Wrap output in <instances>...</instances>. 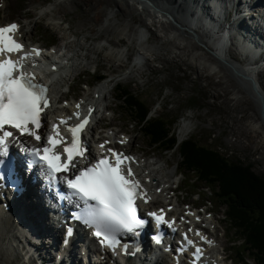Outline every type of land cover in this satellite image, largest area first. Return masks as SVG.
Here are the masks:
<instances>
[{
  "label": "rangeland",
  "instance_id": "rangeland-1",
  "mask_svg": "<svg viewBox=\"0 0 264 264\" xmlns=\"http://www.w3.org/2000/svg\"><path fill=\"white\" fill-rule=\"evenodd\" d=\"M126 1L129 7L133 6L135 9L132 13L134 19L131 20L125 15L120 16L119 24L123 27L130 23V29L122 35L124 43L116 45L113 44L117 39L115 36H112L111 43H108L107 37L100 35L98 31V24L101 20L104 21L108 14L112 15L111 20L116 19L118 14L113 3L102 0H99L98 4L104 9V15L97 20L94 17L97 1L94 0L91 3L85 0H0V22L7 20L21 22L23 37L29 42L45 45L53 37L57 39L56 46L71 56L69 60L71 65L65 72L66 78L60 84L53 83L57 84V90L65 93L67 86L70 85L71 96L80 94L84 98H89L91 95L95 96L93 93L95 86L99 85L98 89L104 91L107 97L104 100L99 98L96 100L95 97L92 99L94 98L99 108L103 105L109 107L101 111L102 125L107 127L99 134L113 132L115 129H118V133L123 131L128 133L132 142L130 148L148 154L146 158L149 161L156 160L158 165L154 168L164 180H168L170 175L172 181L174 177H179L177 164L180 156L176 149L178 146L171 145L175 150L163 151L149 145L137 124L128 121V117L132 119V114L130 112L123 114V104L115 99L123 92L124 87L138 96L147 113L153 115L152 118L162 116L168 120V136L173 134L172 137L179 141L193 137L200 143L216 145L218 151L231 159H240L245 164H250L255 173L264 177V66L258 65L257 69L249 74L255 78L258 89L255 91L256 88L252 87L255 85L254 82L252 81L251 85L247 75L241 74L237 69L244 60L229 41L225 48L228 59L222 56L218 59L212 53L210 38L207 40L206 36V38L201 36L205 31L190 32L185 28L187 32L179 23L169 25L162 16L167 14L168 17L169 13L160 11L153 5L155 1L148 4L151 7L148 9L147 6V14L141 11L142 4L133 0ZM171 1H175L176 5H182L178 3L180 0ZM162 2L164 5L169 3L159 0V4ZM240 2L244 11L247 2L246 0ZM177 10L176 14L180 18L178 20L185 24L182 19L189 14L187 6L182 11ZM262 17L264 16L259 18ZM186 27L190 28L187 24ZM200 38L205 42H201ZM216 46L217 43L214 49ZM118 50L122 53L115 54V57L109 54L110 51L116 53ZM140 55L144 56V60L139 63L134 57ZM257 60L253 61L255 65ZM100 74L106 76L101 83L91 87L84 84L89 82L91 85L93 78ZM108 78L111 79L110 82ZM115 83L118 84V91L111 89ZM195 183L192 186L187 185L186 190L179 193V199L198 206L199 198H202L201 202H204V205L210 209L211 205L214 206L215 220L209 231L219 242L216 247L219 253H216L225 256L227 261L231 262L229 258L232 254V244L240 241L234 242L235 234L222 215L224 207L219 209L213 205V200L210 205L209 201H206L210 200L209 190L201 187V183ZM192 192L196 194L192 195ZM2 237L0 245L4 247L3 251L8 247L12 259L6 260L1 255L2 261H6L7 264H24L20 257L22 250L19 248L14 251L10 245L11 242L15 244V241L19 244L23 242L15 237L10 239V242L6 235ZM237 246L234 248V258ZM30 264L35 263L32 261ZM248 264L254 263L249 260Z\"/></svg>",
  "mask_w": 264,
  "mask_h": 264
},
{
  "label": "snow or ice",
  "instance_id": "snow-or-ice-1",
  "mask_svg": "<svg viewBox=\"0 0 264 264\" xmlns=\"http://www.w3.org/2000/svg\"><path fill=\"white\" fill-rule=\"evenodd\" d=\"M16 29L15 23L0 27V53L5 55V59L0 60V157L8 156L9 140L15 139V132L5 130V126L41 142L43 147H21L31 157L26 162V168L31 169L39 163L46 186L50 190H54L57 183L65 185L64 192H55L56 201L63 202L57 203L56 207L63 210L66 203L72 209L71 219L88 229L100 246L115 254L117 245L120 244L118 237L135 234L144 224V220L138 218L136 204V198H143L144 192L140 189L139 182L131 179V169L125 170L123 167L129 158L112 148L107 149L111 159L105 154L99 158L92 156L91 161L94 162L84 166L77 162V158L89 159L85 144L81 142V135L90 123L88 115L81 118L79 112L74 113L79 122L68 127L71 134L69 143H62L55 123L51 126L53 134L47 135L46 143L44 142L43 133L38 134L37 130L41 127L42 113L50 107L49 89L47 85L39 83L32 73L22 71L23 56L20 60L7 58L8 53L22 48L10 35ZM32 52L36 56L41 55L39 49L34 48ZM53 69L55 70V65ZM92 111L91 108L88 109L90 114ZM60 122L65 123L63 119ZM104 144L99 145L101 150L104 149ZM58 146H62V153ZM0 164H5V161L0 159ZM57 174H60L59 178ZM144 202L147 203V199ZM148 215L157 225L168 223L171 227V222L165 220L162 212H150ZM73 231L71 227L66 228L64 244L69 243ZM197 235L200 233L197 232ZM184 239L188 245H193V241L187 236ZM200 239L206 238L200 236ZM153 240L157 244L162 242L158 233L153 236ZM201 255V249L195 247L192 253L194 261Z\"/></svg>",
  "mask_w": 264,
  "mask_h": 264
},
{
  "label": "bare ground",
  "instance_id": "bare-ground-1",
  "mask_svg": "<svg viewBox=\"0 0 264 264\" xmlns=\"http://www.w3.org/2000/svg\"><path fill=\"white\" fill-rule=\"evenodd\" d=\"M72 1H74V0H72ZM85 1H87L88 3L92 2V0H85ZM94 1H97V4L95 5L96 10L94 13L95 20H97V18H100L104 15V9L101 7L100 4H98L99 0H94ZM105 1H107L108 3H113L117 7L118 14H117V18L115 17L116 19L111 20L112 15L108 14L104 21L101 20L100 24H98V27H99L98 31L100 32L99 34L106 36L107 37L106 41L108 43H111L110 41L112 40L111 39L112 36H115L117 38L113 42V44L116 45L118 43H122V42L124 43V38L122 35L125 34L126 30L130 29V23H127V24H125V26L122 27V24H119L118 20H119L120 16H123V15L130 17V19L133 20L134 18L132 17V13L135 9L132 8L133 6L129 7L128 6L129 4L126 0H102V2H105ZM154 1H155V3H154ZM165 1L166 2L168 1L169 3L168 4L165 3V5H164L163 2L159 4V0H133V2H135V3L142 4L141 11L144 14L148 13V12H146V8H147V6H148V9H149V7H151L150 5H148V4H150V2H152V4L154 3L153 5L157 6L160 11L163 10V11H165V13L166 12L169 13L170 16H168V17L166 16L167 14L166 15L162 14V16H164L166 18L169 25L172 23H174V24L179 23L180 27H183L184 30L187 29L190 32H194V31H201L202 32V30L205 31L204 33L201 34V36L202 37L206 36L207 40H209V38H210L211 41L209 40V43L212 45V49H213L212 51H213V53H215V56L218 59H219V56L227 58V53L225 52V47H223V46L218 47L219 43L220 44L223 43L222 38L225 37L224 34L227 33L229 42L231 43L233 48L237 51V53L242 56V59L244 60L243 64H241V65L239 64V66H237V69L241 72V74H245L247 76L251 72H254L256 70V67H255V64L253 63V61L255 60V58L259 57V55H260L259 52H264V32H263L264 31V20H260V19L257 20L256 18H254V14H256L254 12L262 13V12H264V7H262L261 5H257L256 9L254 11L251 10L252 7L249 9L246 8V10L243 11L242 9L238 8V5H241V2H240L241 0H239V2H238V0H236L237 4H235V0H193V2L191 0H188V1L187 0H180L178 3L182 4L181 6L176 5L175 1H171V0H165ZM246 1H250V0H246ZM256 3L257 2H254V4H256ZM226 5H229L231 8L234 7L236 9V13L233 16V20L231 21V23L230 22L228 23V21L226 20V17H227L228 12H229V9H225ZM165 6L167 8H165ZM186 6L189 10V14L186 15L187 16L186 18L182 19V21L185 23V24H183L181 22V20H178L180 18L176 13L178 12L177 9L182 11V10H184V8H186ZM220 9H221V11H220ZM153 13L155 14V12H153ZM141 21H142V19H141ZM186 24L190 28H187ZM228 24H230V25L228 26ZM194 27H196L197 29H195ZM222 32H223V34H222ZM142 34H144V33H142ZM199 40L201 42H205L202 38H200ZM216 43H217V46L214 49ZM118 53H122V52L120 50H118L116 53L112 52V51L109 52V54L114 56V57H115V54H118ZM47 57H48V55L44 56V58H43L44 61L46 60ZM143 58H144V56H141V55L134 57L135 61L136 62L139 61V63L144 60ZM108 60H110V59H108ZM45 63H46L45 65H49L48 62H45ZM69 65H71V64H69ZM57 66L59 67V69L57 71H55L53 73V75L52 74L51 75H52V77L57 78V79H59L60 82H62V80L66 78L65 72L68 69V66L62 65L61 63H57ZM57 74H59V75H57ZM93 79L94 80L98 79V83H101L104 80V78L102 76L101 77H94ZM254 79L251 76V81H248V82L251 85L254 82L255 85L252 87L255 89L257 84L255 83ZM93 82L94 81H92L91 83H93ZM87 83H89V82H87ZM46 85L48 86L49 90L51 89V91H48V96H49V100H50V107L48 109H46V111H45V113L47 111H50V113L47 116L43 115L42 130H48V132H46L45 137H47V135H49L50 132L53 133L52 131H50V130H52L51 126H50V129H48V124H49L48 119L50 117H52V124L55 123L56 125L60 124V126H65L66 123L60 122V119H62V118H66V120H70L72 124H75V121L78 118L76 117L74 120H72V116H73L74 112L78 109L77 105H79V107L81 106V104L78 103L77 101L72 103V101L70 100L71 95L69 94V92L66 91L65 93L64 92L60 93L56 88L57 84L54 85V84H52V82H49V83H46ZM255 91H258V89L256 88ZM97 92L99 94L98 98H100L101 94H103V97L106 98V93L102 92V90L100 88L97 90ZM59 99H61V101H59ZM93 100H94V98H93ZM59 102H60V104H58ZM86 106H87V108H84L81 106L82 109L80 111V117H83L85 115L90 114L88 112L89 108H91L93 110L92 113L90 114V117H92V115L98 109H100L98 107V104H96V101H94V102L92 101L91 103L88 102V103H86ZM263 113H264V111H263ZM90 124L91 125L88 126L87 133L89 132V130L93 126L92 122ZM92 129H93V127H92ZM66 130H63L62 132L59 133L60 137H64ZM16 134H19V133H16ZM110 135L111 134H108V136L105 135V137L99 135V137H102V139H100L97 142H103L104 139H111ZM95 139H96V137L93 136V140H95ZM18 141L21 145L28 144V143H31V144L35 143L34 142L35 140L33 141L31 138L26 137V136L18 138ZM92 152H93L92 149H90L91 155H93ZM10 153H11V156H14L17 153L18 154L17 158L21 157V154L24 158H27V159L31 158L29 155H27L25 153L20 154V152L18 150H16L14 147L11 148ZM37 165H38L39 174L41 176H43L42 172H41V166H39V163ZM125 165L129 166V162H126ZM133 165H134V163L131 164V167H133ZM156 165H157L156 161L153 162L152 166H151L150 162H146L145 164L140 166V170H137L135 173L136 174H142L145 170H147L148 173L144 174L143 178L148 177L150 179L149 185L154 190L153 193L156 196V202L153 203V205L157 206L162 202V198H165V199L168 198V196H167L168 192H166V194H164V195L162 193L164 191H167V189H168L167 187L164 186V183L165 182L174 183L175 181H172V179H171L172 176L169 178V180H164V177L159 176L158 175L159 171L155 170V168H154ZM22 173L25 175V181L29 182L28 172L22 170ZM4 174L8 175L7 173H4ZM162 184H163V187H161ZM26 187H27V190H29V193L24 195V197L19 194L17 196L18 197L17 199L20 202L14 203L16 192L10 193V195L12 196V197H10V199L5 197L3 199V201L0 200V243L3 240L2 236L6 235V238L10 242H11L10 239H14L13 237H15V239H16V237H17V238L22 239L26 244H29L28 243V241H29L28 237H25L24 235L29 236L32 234V235L38 236L40 233V234H42L41 239L45 242L46 247L49 248V250H50L52 245H49V243L54 241V240H58V238L59 239L63 238L65 235L66 228L72 227L73 224L71 223V221H68L66 224L62 223L61 220L59 219L60 217L59 216L56 217V213H53L52 209L47 205L48 200L44 199V198H48V196L46 194H39L42 187H40L37 179L34 183L31 182V189L27 185H26ZM157 189H160L161 192L156 193L155 191H157ZM31 192L36 193V194H32ZM43 200H45V201H43ZM173 203H177L176 198H174ZM7 208L9 211L7 210ZM47 208L50 210L49 216H47L48 215L47 214V211H48ZM1 209H5V212L1 211ZM12 209L14 210L15 214L11 211ZM182 210L183 209H181V211ZM173 214H175V212L172 209L171 212L169 211V215H173ZM205 218H207V217L204 216L201 219L203 220ZM202 220L197 221L196 223L201 224ZM26 223H30L34 227L35 232H32V230H31L32 227H29L28 225H26ZM211 223H213V221H211V220H210V222L207 223V224H209V227L211 226ZM151 225L152 224L149 222H144L143 227L144 228L145 227L151 228ZM180 225H181V223H180ZM19 228L23 231V233H24L23 236L21 235L22 231L18 230ZM77 228L82 229L83 231L87 230L84 226L77 227ZM149 232H151V230H149ZM155 233H156V231H155ZM158 233L160 236L163 235V238L166 237V233L163 230L159 229ZM146 234L152 237V234H149V233H146ZM192 240L195 242L198 241L199 235L193 236ZM33 242L35 243L36 247L39 246V248H42L41 244L38 242V239H34ZM58 243H59V241H58ZM176 244H177V242L173 243L172 251L179 249V246H177ZM10 245L12 246L14 251H16L19 248L22 250V253L20 256L21 259H23L24 257L30 258L31 255H33V254H31L32 252H30V248L28 246H26L27 248H25V246H23V244L18 245L17 241H15V244H13V242H11ZM30 245H31L30 247H33V244H30ZM88 245L92 249L89 248ZM211 245H213V242H211L209 244L204 243L206 250L209 251L211 249L212 251L214 250L215 252L219 253L218 248H214V246L210 247ZM87 246H88V248H87ZM77 247H78L77 251H79V253L81 254V258L75 252L70 257H66V255L63 256L62 259L64 261L56 262V264H76L79 260H81L84 264H108V263L137 264V262H132L131 259L129 261H126V262L125 261L117 262V258L115 260H105L106 256L103 257V254H101L99 256L97 251H95L94 244H93L92 240L89 238H86V240H82L77 245ZM183 247L184 246L181 245L180 249L183 250ZM65 248L66 247H64V249ZM3 249H4V247L0 245V264H7L6 261H2L3 259H2L1 255H3L6 258V260H10L11 257L9 255V249H8V247H6V251H3ZM134 249H136V251L138 252L137 256L140 258V261H142L143 258H145L146 262L144 264L150 263L149 261L153 257V253L150 250L151 248H149V249L145 248L142 251V253H140L139 247L134 248ZM60 250H61L60 247H57V246L52 247V251L58 252ZM186 253H189V252L186 251ZM112 255L119 256V253L115 252V254L112 253ZM219 256L222 258L221 254H219ZM219 256H216V257H219ZM168 257L172 258V255L169 256V254L168 255L166 254L165 257L162 256L161 261H159V259H158L155 264H168L169 262H171V259L167 260ZM184 260L185 259H182L180 261V264ZM252 260H253L254 264H256L254 258ZM46 264H48V263L46 262Z\"/></svg>",
  "mask_w": 264,
  "mask_h": 264
},
{
  "label": "trees",
  "instance_id": "trees-1",
  "mask_svg": "<svg viewBox=\"0 0 264 264\" xmlns=\"http://www.w3.org/2000/svg\"><path fill=\"white\" fill-rule=\"evenodd\" d=\"M122 90L120 100L125 111L135 113L140 120L145 118L148 111L143 102L128 88ZM146 122L145 129L155 142L174 145L175 137L168 136V120L160 116ZM178 150L183 171L192 172L195 179L210 186L218 207L224 206L230 229L242 241L235 250L238 260L252 257L256 264H264V177L250 164L231 159L216 145L200 143L193 137L182 141Z\"/></svg>",
  "mask_w": 264,
  "mask_h": 264
},
{
  "label": "water",
  "instance_id": "water-1",
  "mask_svg": "<svg viewBox=\"0 0 264 264\" xmlns=\"http://www.w3.org/2000/svg\"><path fill=\"white\" fill-rule=\"evenodd\" d=\"M212 53H213V52H212ZM213 54H215V53H213ZM247 77H248L249 79H251L249 76H247ZM259 97L262 98V96H260V95H259Z\"/></svg>",
  "mask_w": 264,
  "mask_h": 264
}]
</instances>
